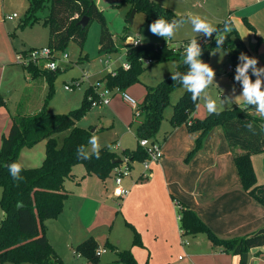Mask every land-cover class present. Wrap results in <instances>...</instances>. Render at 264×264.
I'll list each match as a JSON object with an SVG mask.
<instances>
[{
    "label": "trees",
    "instance_id": "obj_1",
    "mask_svg": "<svg viewBox=\"0 0 264 264\" xmlns=\"http://www.w3.org/2000/svg\"><path fill=\"white\" fill-rule=\"evenodd\" d=\"M119 5L130 6L128 18L134 9L136 12H144L148 26L159 17L169 22L182 17L170 8L152 0H120ZM45 9L48 13L41 17L40 14ZM84 17L89 18L86 26L80 24ZM93 21L100 24V52L116 51L113 35L95 0H28L25 18L19 26H32L43 22L49 31L47 47L53 53H58L63 51L70 42L76 43L82 49L89 26ZM226 23L231 31L226 33L227 39L223 47L230 51V58L233 66L236 67L243 46L238 31L229 18L218 23L216 27L222 30ZM245 24L250 30H254L247 20ZM215 35L213 33L211 38L206 39L197 38V44L203 49L201 55L205 63H208L210 53L216 48ZM188 42L189 40L182 42L177 49L170 47L168 43H141L137 46L130 44L126 50V63L129 67L125 69L120 66L107 73L99 82H104L105 88L112 92H125L130 86L141 83V77L149 65L167 61L176 62V72L186 73L188 66L183 63V59ZM34 49L37 48L18 54L27 56L29 51ZM148 60H151L150 64L146 63ZM23 67L30 78L46 79L49 87L48 96H51L53 81L60 67L55 71H49L33 62ZM178 88L183 86L178 80L173 81L172 75L155 86L147 87L146 94L139 103L141 121L135 129L137 148L118 153L104 147L99 149V158L96 155H91L89 159H80L77 156L78 147L83 145L87 150L90 146L89 139L95 135L91 129L77 125V122L92 107V103L99 99L95 85L85 91L82 105L73 109L69 115L50 114L46 111L45 105L36 113L14 115L12 126L8 134L2 136L0 146V187L2 189L0 206L3 212V217L0 219V260L17 264H63L48 239L46 222L57 218L62 213L70 194L66 190L65 182L76 178L73 173L75 166L83 165L85 168V174L79 182L90 175L105 181L125 157L130 163L144 161L148 155L140 146L139 140L149 139L157 142L161 124L165 118V110L170 105L172 113L169 121L172 127L187 125L189 131L200 132L196 138L195 147L188 153L186 160L200 151L206 135L214 127L221 126L229 144L247 152L245 156L237 158L235 164L244 190L264 206V185H256L251 162V155L264 151V118L256 115L254 107L241 104L222 110L219 115L208 114L203 119H193L199 100L193 102L191 93L183 88L182 95L172 104L171 95ZM0 104L4 105V101L0 100ZM249 123L251 125L247 127ZM63 132L67 134L60 145L57 136ZM41 142H45V156L42 164L33 168L23 166L20 173L23 179L14 180L7 165L13 162L21 163V151L25 148H33ZM178 204L177 211L182 234L206 233L215 246L240 256L254 247L264 246V235L256 238H251V235L232 239L220 238L210 230L195 211L183 206L180 202ZM140 244L139 235L135 232L134 245ZM96 250L97 243L91 238L78 245L74 253L97 263L99 257L96 256ZM116 254L118 263L138 264L130 250H116Z\"/></svg>",
    "mask_w": 264,
    "mask_h": 264
},
{
    "label": "crops",
    "instance_id": "obj_2",
    "mask_svg": "<svg viewBox=\"0 0 264 264\" xmlns=\"http://www.w3.org/2000/svg\"><path fill=\"white\" fill-rule=\"evenodd\" d=\"M157 1L179 16L194 13L207 17L215 26L229 18L238 31L243 46L242 52L258 58V66L264 67V0ZM95 3L103 10L102 0H95ZM115 3L119 5L120 0H115ZM127 6L129 13L131 8ZM6 17L4 19L9 20ZM245 20L254 30L246 26ZM184 31H188V36L196 35L192 32L190 24H186L176 35L181 36L180 33ZM111 33L113 35V32ZM202 36L204 35L197 34V38H203ZM166 43L172 45L173 41L171 39ZM37 47L34 44L29 48L15 49V59L19 52ZM225 49L230 58V51ZM0 53L3 55L0 63V100L4 101V105L0 104L1 146L2 136L7 135L12 126L14 113H11L8 103L16 91H6L4 87L8 68L5 60L11 61V57L7 48ZM229 66L225 74L231 75L234 71L230 72ZM11 69L13 77L20 74L16 67L12 66ZM22 76L24 83L17 89V95L20 96L18 106H25L34 93L30 89V82L35 79L30 78L25 70ZM255 78L252 76L253 81ZM147 87L142 88L140 83H137L125 92L141 103ZM118 94H112L107 107L120 123L128 126L130 118L119 109L128 108L130 112L132 109L123 101L121 94ZM236 104H243L242 100H236L231 107ZM198 105L193 119H203L208 115L206 108H200V101ZM132 112L130 115H134ZM171 113L165 128L160 130L157 138L161 145L162 158L153 163L148 172H144V167L141 170H132L130 175L123 179L122 187L129 191L125 197L113 194V171L109 177L110 182L94 175L79 182L85 171L81 176L67 180L70 186L65 182L66 190H69L72 184L74 188L69 190L70 195L62 213L46 222L48 239L63 264H108L111 260L115 262L113 264H121L117 262L116 250H130L138 264H243L242 256L225 252L215 246L206 233L182 234L176 202L195 211L220 238L232 239L252 235L264 228V206L244 190L235 164V160L245 156L247 152L238 146L230 145L223 128L216 126L206 135L200 151L186 160L188 153L194 149L200 132L189 131L187 125L172 127L169 121ZM256 115L260 117L257 113ZM93 130L95 132L97 129ZM122 144L130 146L133 142L125 144L123 138ZM122 144L116 146L114 151L120 153L126 150ZM251 162L256 185H264V151L251 155ZM135 163L133 162L131 167H134ZM135 232L139 235L140 245H134ZM91 238L96 241L97 250H110L114 254L109 256L105 251L97 263L77 256L74 249ZM247 256L246 264H264V246L250 249Z\"/></svg>",
    "mask_w": 264,
    "mask_h": 264
},
{
    "label": "rangeland",
    "instance_id": "obj_3",
    "mask_svg": "<svg viewBox=\"0 0 264 264\" xmlns=\"http://www.w3.org/2000/svg\"><path fill=\"white\" fill-rule=\"evenodd\" d=\"M152 1L160 3L157 0ZM160 5L167 8V6L162 3H160ZM27 7L28 0H0V52L4 48H7L11 57V61L5 60V64L8 63V65H6L8 68L5 73L4 87L6 91L10 90V92H13L14 89L16 91L14 97L11 98L10 103H8L11 113L13 112L14 115L18 113L24 115L36 113L42 109L44 105L46 107V111L50 114L69 115L73 109L79 108L82 105L85 97V91L89 87L96 85L107 73L114 71L127 62V47L132 44L135 39L140 40L142 44H163L167 42L163 37L154 35L150 32L149 26L146 23V16L144 12H136L133 22L130 23L128 18L129 13H127L129 7L127 5H117L115 0H102L103 10H101V12L104 15L109 30L113 32L116 51L109 53L100 52V24L97 21H93L89 26L88 35L82 49L76 43L70 42L63 51L57 53V57L59 58L57 63L60 67V71L53 81L52 95L48 96L49 87L46 79L38 78L30 82V89L34 92L30 101L25 106L24 104L18 106L19 104L17 101L20 96L17 95V89L19 90L20 85H23L24 83V77L22 76L24 69L23 65L17 63L18 61L15 59V49L21 50L22 48H29L34 44L38 46L37 49L47 47L49 39L48 28L43 24V22L36 23L32 26H19L25 18ZM47 13L48 11L45 9L40 16L44 17ZM13 14H17L18 17L13 20L4 19L7 15L12 16ZM121 32L123 33L120 34ZM180 35L181 36L175 35L172 39L173 44H170V47L177 49L183 41H187L192 37L188 36V31L181 32ZM123 36H126V38L124 39ZM202 37L206 38V36ZM223 50L226 53L225 47H223ZM64 54L68 55L67 59H63ZM2 56L3 55L0 53V63ZM14 59L15 61L13 62ZM199 59L202 62H205L202 55H200ZM106 60L110 62L109 67L105 64ZM208 64L215 70V82L219 86L217 87L213 85L208 89L213 99L219 100V98L223 99L226 96L235 97L239 94L242 95V84L234 80L235 71L231 75L225 74L227 67L229 65L233 66V62L231 58L227 56V53L225 55H220L219 53L212 56L210 55ZM12 66L16 67L17 70L20 71L18 76L15 75L13 77V73L11 71ZM173 73H176V62L174 61L156 63L151 66L149 65L141 77L140 86L142 88H145V86H155L161 80L169 77ZM103 83L104 82H99L100 88H102ZM66 85H69L71 89L66 90ZM233 89H235L234 92ZM182 92L183 88H178L172 93V104L179 99ZM118 95H120V93ZM138 95H140V93H138ZM107 106L109 105H97L95 107H91L85 116L77 122V125L86 129H97L94 134L99 138V149L108 147L114 151L116 146H120V144H122L123 138L125 144L133 142V145L130 146H123L122 144L124 149L127 148L132 150L137 148L138 143L135 137V129L137 124L141 121V118H135V115H130L133 110L130 112L128 108L124 109L121 107L119 110L122 111L125 116L130 118L128 126H126L118 121V119L113 115V112H111ZM230 107L231 104L225 105L223 110ZM4 108L6 109V107ZM200 108H205L203 101H200ZM171 110V105L166 108L165 118L161 124L160 130L165 128L167 118L171 113ZM132 114H134V112H132ZM66 134L67 132H63L57 136L60 145ZM87 150H91V145ZM44 156L45 142H41L33 148L24 149L21 154L20 162L26 168L38 167L42 164ZM142 168L143 162H136L134 167L130 168V173L132 170H141ZM84 171L85 168L83 165H77L75 166L73 173L75 176H81ZM110 180L111 178H107L106 182H110ZM67 184L70 186L69 181H67ZM73 188L74 184L71 185L70 189ZM69 190L68 192L70 193L72 190ZM1 196L2 189L0 187V200ZM2 217L3 212L0 206V219ZM106 252L109 256L114 254L110 250H106ZM107 263L113 264L115 262L111 260ZM0 264L17 263L9 261L2 262L0 260Z\"/></svg>",
    "mask_w": 264,
    "mask_h": 264
},
{
    "label": "clouds",
    "instance_id": "obj_4",
    "mask_svg": "<svg viewBox=\"0 0 264 264\" xmlns=\"http://www.w3.org/2000/svg\"><path fill=\"white\" fill-rule=\"evenodd\" d=\"M186 24L191 25L192 32L195 33L185 46L183 63L188 66L186 73H173V81H179L183 88L191 93L193 102L203 101L204 107L209 114L219 115L225 105L232 104L236 100H242L246 106L255 108L256 113L264 118V67L258 66L259 61L256 57H250L241 52L238 56V64L235 67L234 80L240 82L243 87L241 96H226L223 99H213L208 89L218 84L215 82V70L205 62H202L199 57L203 51L201 45L197 44V34L211 38L215 33L216 48L212 50L211 55H225L223 45L226 42V33L231 31L230 26L226 23L224 28L218 29L207 17H202L199 14L188 13L186 17L172 19L170 22L162 17H159L149 25V30L154 35L163 37L166 41L175 37L177 32ZM251 74V75H250ZM252 76H255L253 81ZM235 89H233V92ZM104 95H107L105 93ZM125 100L130 98L125 95ZM104 103H108L105 99ZM199 106V105H197ZM251 123L247 124L250 127ZM91 150H86L85 147L79 146L77 156L80 159H89L91 155H96L99 158V138L93 135L89 139ZM10 175L14 180L20 181L23 177L20 175L23 165L18 162H13L7 165Z\"/></svg>",
    "mask_w": 264,
    "mask_h": 264
},
{
    "label": "built area",
    "instance_id": "obj_5",
    "mask_svg": "<svg viewBox=\"0 0 264 264\" xmlns=\"http://www.w3.org/2000/svg\"><path fill=\"white\" fill-rule=\"evenodd\" d=\"M17 14H13L12 16H7L6 18L11 20L17 18ZM207 38V37H206ZM203 38V39H206ZM202 41V40H200ZM134 46L140 45V40H134L132 42ZM68 55L64 54L63 59H67ZM57 53H53L49 47H42L39 49H34L29 51L27 56H24L23 54H17V61L19 64L27 65L30 62L36 63L40 65L43 69L49 70V71H55L59 65L57 63L58 61ZM147 64L151 63V60H148L146 62ZM105 64L107 67L110 66V62L108 60L105 61ZM125 69L129 67L128 63H124L122 65ZM229 71L233 72L235 71V66H229ZM97 88V91L99 93V99L97 101H94L92 103V107H95L97 105H109L111 102V96L114 92L110 91L109 89L105 88L104 84L102 88H100L99 82L95 85ZM66 90H70L71 87L69 85L65 86ZM107 93V95H104ZM123 101L133 110L135 118L140 117V110H139V103L135 98H133L130 94L127 92H120ZM125 95H127L130 99L125 100ZM107 100L108 103H104V100ZM139 144L142 148L146 150V153L148 155V158L143 161V167L144 172H148L150 170V167L153 163H157L163 156L161 145L158 142H152L149 139H141L139 140ZM132 163L129 162V159L125 157L123 159V162L116 167L113 170V181L115 184V189L113 194L117 197H125L129 191L125 190L122 187V181L124 177H127L130 175V168ZM145 173L143 174L144 177ZM176 207L179 208L178 202H176ZM106 250L101 249L96 251V256L100 257Z\"/></svg>",
    "mask_w": 264,
    "mask_h": 264
},
{
    "label": "water",
    "instance_id": "obj_6",
    "mask_svg": "<svg viewBox=\"0 0 264 264\" xmlns=\"http://www.w3.org/2000/svg\"><path fill=\"white\" fill-rule=\"evenodd\" d=\"M136 13V10H132L131 12V15L129 17V22L132 23L133 22V18H134V15ZM89 23V18L88 17H84L81 21H80V24L83 25V26H86L87 24ZM177 73V72H176ZM92 132H94V130L92 129L91 130ZM117 163H119V161H117ZM264 235V228L258 230L256 233L252 234L250 237L251 238H256V237H259V236H262ZM247 253L243 254L242 258H243V264H246L247 263Z\"/></svg>",
    "mask_w": 264,
    "mask_h": 264
}]
</instances>
